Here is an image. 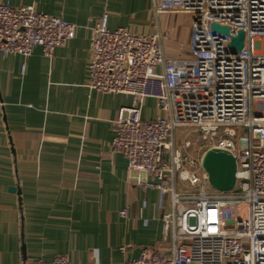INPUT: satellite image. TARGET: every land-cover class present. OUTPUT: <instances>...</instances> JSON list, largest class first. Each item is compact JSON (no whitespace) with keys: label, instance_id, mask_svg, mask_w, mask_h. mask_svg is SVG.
Here are the masks:
<instances>
[{"label":"built area","instance_id":"2783aa9c","mask_svg":"<svg viewBox=\"0 0 264 264\" xmlns=\"http://www.w3.org/2000/svg\"><path fill=\"white\" fill-rule=\"evenodd\" d=\"M153 11L157 17H192L187 55L169 56L160 30L144 35L110 29L107 14L93 28L88 87L133 99L114 121L111 149L127 159L131 173H139L141 188L170 193L172 199L171 210L162 215L163 238L122 264H264V0H153ZM215 23L228 26L230 35L212 30ZM77 28L34 6L0 0L4 56L29 57L39 46L52 58ZM239 31L245 43L234 51L231 37ZM147 99L161 112L153 120L142 115ZM183 126L195 128L198 138H186L179 148L177 130ZM197 146L235 155L233 190L212 188ZM129 213L127 207L120 214ZM31 264L77 263L59 255Z\"/></svg>","mask_w":264,"mask_h":264},{"label":"crops","instance_id":"0c3cea01","mask_svg":"<svg viewBox=\"0 0 264 264\" xmlns=\"http://www.w3.org/2000/svg\"><path fill=\"white\" fill-rule=\"evenodd\" d=\"M3 1L34 6L78 28L52 58L39 46L29 57L0 52V264L49 262L59 255L77 264L137 258L163 238L162 215L172 199L141 188L139 173L111 149L114 121L133 99L88 87L93 28L107 14L112 30H160L166 52L177 57L189 53L192 24L189 30L169 27L171 14L157 17L153 0ZM160 114L157 102L147 99L143 118ZM176 186L182 189L181 181ZM127 207L130 213L122 217Z\"/></svg>","mask_w":264,"mask_h":264},{"label":"water","instance_id":"95a60500","mask_svg":"<svg viewBox=\"0 0 264 264\" xmlns=\"http://www.w3.org/2000/svg\"><path fill=\"white\" fill-rule=\"evenodd\" d=\"M212 30L230 35L228 26L213 24ZM245 43V33L239 31L236 36L231 37V48L234 51H241ZM201 165L208 174L209 183L215 190L229 192L237 184V158L230 151L213 147L207 149L202 157ZM12 191L20 192L13 187Z\"/></svg>","mask_w":264,"mask_h":264},{"label":"rangeland","instance_id":"374dc122","mask_svg":"<svg viewBox=\"0 0 264 264\" xmlns=\"http://www.w3.org/2000/svg\"><path fill=\"white\" fill-rule=\"evenodd\" d=\"M167 23H168V26L172 28L185 29V27H188V30H189L192 24V17L187 13H178V14L172 13L171 15L168 16ZM197 136H198V132L195 131V128L185 127V126L179 127L177 130V146L181 148L186 138L196 139L198 138ZM198 149L199 148L197 146V150ZM205 150L206 148L203 147L198 150L197 154L199 156L201 155L203 156ZM245 210H246L245 206H242L239 209V212L241 213L242 217H244L245 215Z\"/></svg>","mask_w":264,"mask_h":264}]
</instances>
